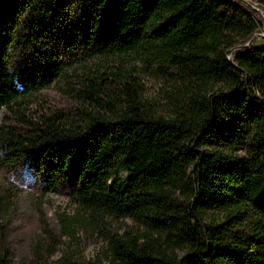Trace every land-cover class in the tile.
Returning <instances> with one entry per match:
<instances>
[{
	"label": "trees",
	"instance_id": "trees-1",
	"mask_svg": "<svg viewBox=\"0 0 264 264\" xmlns=\"http://www.w3.org/2000/svg\"><path fill=\"white\" fill-rule=\"evenodd\" d=\"M259 28L234 0H0V114L17 119L0 156L72 188L67 233L135 224L108 234L111 264H264V43L243 46ZM131 53L167 84L164 108ZM62 82L70 110L26 114Z\"/></svg>",
	"mask_w": 264,
	"mask_h": 264
},
{
	"label": "rangeland",
	"instance_id": "rangeland-1",
	"mask_svg": "<svg viewBox=\"0 0 264 264\" xmlns=\"http://www.w3.org/2000/svg\"><path fill=\"white\" fill-rule=\"evenodd\" d=\"M260 7L264 10V6L260 4ZM254 13L260 20V28L244 45L248 42L250 46L264 43V16ZM126 58L128 69L140 81L142 100L155 108H164L167 84L158 72L143 63L135 53L126 55ZM110 64L112 62L107 63ZM62 87L63 82L57 83L35 94L29 100L26 114L33 115L46 106L70 110L72 102ZM163 113H168L167 108ZM16 120V116L7 110L0 114V126L3 122L15 126ZM4 158L0 156V198L5 197L7 202L0 212V249L8 250L12 264H64L66 261L111 264L105 257L108 234L135 227V224L119 219L111 226H97L87 216L85 222L75 225L71 234L67 233L63 219L78 217L79 212L72 188L64 185L55 191H45L33 160L6 164ZM121 176L125 177L126 173ZM215 216L211 215V218Z\"/></svg>",
	"mask_w": 264,
	"mask_h": 264
},
{
	"label": "water",
	"instance_id": "water-1",
	"mask_svg": "<svg viewBox=\"0 0 264 264\" xmlns=\"http://www.w3.org/2000/svg\"><path fill=\"white\" fill-rule=\"evenodd\" d=\"M234 1L240 2L243 5H245L246 7L250 8L251 10H253L254 12H259V13H261L264 16V10L260 7L259 3H256L255 1H252V0H234ZM243 46H250V42L246 43Z\"/></svg>",
	"mask_w": 264,
	"mask_h": 264
}]
</instances>
